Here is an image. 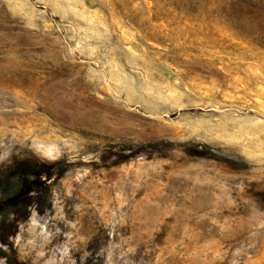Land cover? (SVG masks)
<instances>
[{"label": "rangeland", "instance_id": "rangeland-1", "mask_svg": "<svg viewBox=\"0 0 264 264\" xmlns=\"http://www.w3.org/2000/svg\"><path fill=\"white\" fill-rule=\"evenodd\" d=\"M0 264H264V0H0Z\"/></svg>", "mask_w": 264, "mask_h": 264}, {"label": "trees", "instance_id": "trees-1", "mask_svg": "<svg viewBox=\"0 0 264 264\" xmlns=\"http://www.w3.org/2000/svg\"><path fill=\"white\" fill-rule=\"evenodd\" d=\"M148 144L152 147L151 149L155 150V151H160V149L165 148V144L161 140H153V141L148 142ZM142 145H144L143 142L135 144L136 147L137 146H142ZM168 145H172V144L168 143ZM179 145L181 146V149H184L185 151L199 153L200 155H205V156L216 155V154H213L212 152H210L211 150H210L209 146H206L207 147V148H205V149H207V151H206V150L201 149V148L191 147L188 144H179ZM208 152L211 153V154H208ZM217 155H220V154H217ZM217 157H219V156H217ZM238 159H241V158H238Z\"/></svg>", "mask_w": 264, "mask_h": 264}, {"label": "bare ground", "instance_id": "bare-ground-1", "mask_svg": "<svg viewBox=\"0 0 264 264\" xmlns=\"http://www.w3.org/2000/svg\"><path fill=\"white\" fill-rule=\"evenodd\" d=\"M6 141V140H5ZM2 146V145H1Z\"/></svg>", "mask_w": 264, "mask_h": 264}]
</instances>
